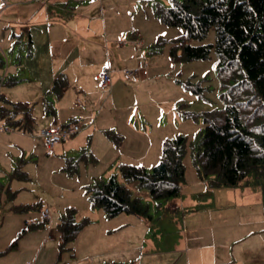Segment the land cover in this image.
Wrapping results in <instances>:
<instances>
[{"label": "crops", "instance_id": "1", "mask_svg": "<svg viewBox=\"0 0 264 264\" xmlns=\"http://www.w3.org/2000/svg\"><path fill=\"white\" fill-rule=\"evenodd\" d=\"M117 1L0 0V34H4L5 25H12L13 29L18 28L19 34L26 36L24 47L27 53L24 54L27 57L24 61L28 70L27 78L37 90L34 94L36 101L28 94H23L26 99L16 95L14 101H33L43 107L44 101H50L51 107L57 110V116L53 121L49 117L42 119L40 128L54 122L70 121L77 122L81 127L80 120H85L88 124L86 141L94 144L91 145L90 153L95 161L100 160L102 148H108V151L110 148L115 149L109 136L103 134L105 129H113L111 131L119 134L121 141H118L117 147H123L128 126L127 118L125 122L120 110L126 107L129 98H138V88L151 78L155 79V71H152L147 54L161 50L152 49L155 39L146 33L147 29L135 25L122 28L118 24L121 21L110 20L105 16L110 4ZM70 2L76 4L70 7L73 9L71 14L63 9ZM92 11L96 15H90ZM136 38L141 40L140 46H144V49L136 45ZM17 39L21 41V38ZM142 58L147 61V65L138 69L137 81H126L124 70L136 67ZM106 69L109 70L110 83L101 89L100 74ZM59 77L64 79L66 85L62 95L57 97L49 89L54 79ZM93 132L101 135V145L98 147L95 146ZM0 137L10 146L15 158L22 155L21 150L30 155L32 150H38L33 145L32 135L27 132L0 127ZM131 146L142 154L136 157L137 162H144L148 152L157 153L159 150L158 142L149 141L147 137L142 142L135 141ZM122 151L128 154L126 150ZM131 154L134 153L131 151ZM120 157L121 162H133L126 155ZM133 195L138 196V193L134 192ZM143 195L149 196L148 193ZM172 203L173 208L165 213L169 214L172 221L168 223L173 225L171 229L162 231L159 227L161 217L154 222L151 214L140 217L120 213L116 215L119 218H107L109 220L104 222L103 229L98 228L91 239L88 236L93 234L91 232L80 237L82 228L65 249L59 250L57 261L79 264H264V246L254 251V247L259 245L250 242L253 235L264 232V209L258 210L259 215L255 217L239 214L225 219L227 217L223 208H205L206 205L198 208L195 203L191 205L193 202L182 198L180 201L174 199ZM164 221L167 223L169 220L164 218ZM257 223L260 229H255ZM95 224L98 226V221ZM111 228H115L112 235ZM32 235L36 237V242L30 247L21 248L17 242L0 246V264H27L30 261L26 259L31 256L35 258L32 264H42V255L46 261L53 249L57 248L56 241L50 240L54 237L52 231L43 229ZM77 237L79 242H74ZM91 247H94L93 251ZM64 253H67L66 259L62 258Z\"/></svg>", "mask_w": 264, "mask_h": 264}, {"label": "rangeland", "instance_id": "2", "mask_svg": "<svg viewBox=\"0 0 264 264\" xmlns=\"http://www.w3.org/2000/svg\"><path fill=\"white\" fill-rule=\"evenodd\" d=\"M172 2L173 0H118L114 4L112 2L108 12L105 13V16L109 17L110 20L121 21L118 24L122 28H124L123 26L135 25L138 28L147 29L148 32L146 31V33L154 36V39L159 36L160 39L164 40L160 44L161 50L147 54L149 64L153 67L152 71H155L153 73L155 79L151 78L144 86L138 88V98H129L126 107L120 110L122 115L125 116V122L127 118L128 126L123 147H117L116 142L110 137L111 144H113L112 148L115 149L110 148L108 151V148L106 150L102 148L103 152H100V160L95 161L91 158L90 153L91 145L94 146V144L88 142V140L86 141L88 124L85 123V120H80L82 125L75 135L53 145L52 148H47L39 133L41 129L46 127L40 128V126L42 119H46V117L53 121L57 116V110L54 108V114H44V107L33 101L28 103L32 106L31 112L35 120L32 130L27 133L32 135L33 145L38 148L37 152L32 150L30 155L26 154L27 151L21 150L22 155L15 158L9 148L10 146L8 147L7 142L0 137V246L17 242V245H20L21 248H27L35 244L36 237L32 234H36L38 230H43V228L27 227L25 222L28 219L39 217L40 209L47 207L50 215H52L51 231L54 236L50 240L56 241L57 248L53 249L52 255L47 257L46 261L45 258H42L43 255L40 258L42 264H60V261H65H57L59 241L56 224L60 213L65 206H73L76 210L75 220L77 222L84 219L88 220L82 233H80V237L91 232L93 234H88V236L90 239L93 238L98 228L103 229L104 222L109 219L104 216L101 207L91 206L88 196L85 195V190L94 181H105L112 174L116 175L120 183L126 184L132 194L137 192L141 200L148 204L149 213L153 216L154 222H157L159 217L162 218L159 221V227L162 231L171 229L173 226L168 224L172 221L169 214L165 213L173 208L172 202L174 199L179 201L180 198L190 200L193 202L191 205L195 203L198 208H204V205H206L205 208L209 207L211 209L223 208L227 217L225 219L232 216L236 217L239 214L255 217L259 215L258 210L264 209V181L256 184L252 178H249L235 187L214 186L210 182L211 177L198 174L190 143L197 139L204 128V123L196 113L221 108L224 104L220 98V81L215 67L216 55L213 50L210 56L204 60H173L170 57L169 41L182 34L184 30L180 27H170L162 23L156 15V8L158 5L170 6ZM75 6L76 4L70 2L63 9L71 14L73 9L70 7ZM95 13V11H92L90 15H96ZM4 29V34H0V37H2L0 57L3 60L0 73L6 80L10 79L12 82L1 85L0 94L3 93L6 99L11 101L15 100L16 95L26 99L23 94H28L31 95L29 96L31 99L36 101L37 98L34 97V94L37 93V90L34 83L28 81V70L24 61L27 57L24 47L26 36L19 34L18 28L14 27L13 29L12 25H5ZM6 29H8V32ZM16 34H19V36H16ZM17 38H21V41ZM214 40L215 30L212 27L205 37L200 40L191 39L189 43L191 45L213 44ZM138 47L144 49V46ZM144 64L147 65V61L142 58L133 68L142 67ZM198 89L200 91H197ZM122 98L124 97L122 96ZM57 99H55V102ZM117 114L120 113L117 111ZM3 126L7 125L5 119L0 117V127ZM102 132L106 136V129ZM177 135H183L187 140L186 153L183 156L185 184L178 196L157 203L150 196L143 195L148 193L146 189H139L135 183L124 181L118 171V163L121 162L120 159L122 158L120 156L126 155V158L133 159V162H127L142 165L150 170L159 161L163 140ZM93 137L95 146L101 145V141H99L101 135L98 132H93ZM145 137L149 141H157L159 150L157 153L148 152L146 158L143 159L145 163L137 162L136 157L142 154L131 145L135 141L142 142ZM122 150H126L128 154L123 153ZM131 151L134 154L130 155ZM61 156L62 160H60ZM66 166H69V168H66ZM197 200H200V203ZM20 205H26L27 208L22 210ZM164 218L169 221L166 223ZM95 221H98V226ZM262 226H264V222ZM255 227V229H260L261 226L257 223ZM22 229L25 230L22 231ZM109 230L111 231L110 235H112L115 228ZM105 231L107 232L108 229ZM252 238L250 242L259 245L254 247V251L264 246V232L255 234ZM78 239L79 237L74 242ZM93 248L91 247L90 250ZM87 249L89 250V248ZM66 254L62 255L63 259H66ZM28 260L33 263L35 258L31 256L26 259V261Z\"/></svg>", "mask_w": 264, "mask_h": 264}, {"label": "trees", "instance_id": "3", "mask_svg": "<svg viewBox=\"0 0 264 264\" xmlns=\"http://www.w3.org/2000/svg\"><path fill=\"white\" fill-rule=\"evenodd\" d=\"M156 15L165 25L184 30L169 41L173 60H204L212 50L216 55L215 67L224 105L196 113L204 123L195 143H190L198 174L211 177L214 186L235 187L249 178L256 184L264 181V0H173L170 6L158 5ZM212 27L215 30L213 44L189 43L191 39L205 37ZM134 41L137 46L141 45L140 39ZM162 42L164 40L158 36L152 49H159ZM2 66L0 57V69ZM11 82L0 73V86ZM65 85L62 77L56 78L49 92L61 96ZM49 102L44 101V114H54ZM31 111L32 106L27 101L7 100L0 94V117L7 125L3 129L30 132L35 120ZM106 134L116 144L121 139L111 130ZM186 144L183 135L166 138L159 161L150 170L121 162L118 171L126 183L146 189L157 203L176 197L185 184ZM85 195L92 207L103 209L106 218L120 213L150 215L148 204L133 195L115 174L105 181H94L86 188ZM75 213L74 207L66 206L59 215L56 227L60 251L88 221L77 222Z\"/></svg>", "mask_w": 264, "mask_h": 264}, {"label": "built area", "instance_id": "4", "mask_svg": "<svg viewBox=\"0 0 264 264\" xmlns=\"http://www.w3.org/2000/svg\"><path fill=\"white\" fill-rule=\"evenodd\" d=\"M1 41L2 39H0V42ZM145 66H146L145 64L142 65L143 68ZM139 68L137 67V68L124 70L123 72L124 79L130 83H134L136 81ZM109 83H110V74H109V70L106 69L100 74V85L102 87H107ZM79 129L80 126L77 122H69L65 124L54 123L49 127L41 129L40 135L42 136L46 147L52 148L53 145L62 142L68 139L73 134L77 133ZM50 217L51 215L48 208L47 207L42 208L40 209L39 217H36L34 219H28L26 225L32 227H41L43 229H46L47 232H49L51 230ZM27 264H32V263L28 262ZM60 264H79V263L73 261H63L60 262Z\"/></svg>", "mask_w": 264, "mask_h": 264}, {"label": "snow or ice", "instance_id": "5", "mask_svg": "<svg viewBox=\"0 0 264 264\" xmlns=\"http://www.w3.org/2000/svg\"><path fill=\"white\" fill-rule=\"evenodd\" d=\"M0 6H2V5H0Z\"/></svg>", "mask_w": 264, "mask_h": 264}]
</instances>
